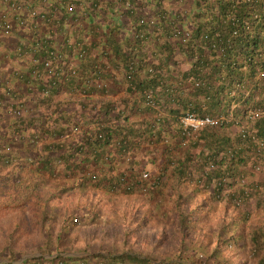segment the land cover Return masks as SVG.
Masks as SVG:
<instances>
[{
	"label": "trees",
	"instance_id": "trees-1",
	"mask_svg": "<svg viewBox=\"0 0 264 264\" xmlns=\"http://www.w3.org/2000/svg\"><path fill=\"white\" fill-rule=\"evenodd\" d=\"M10 2L48 18L51 33L30 38L24 83L34 106H53L8 124L19 103H4L0 264H264V0H0L11 15L0 37L31 19ZM50 42L58 54L46 68ZM114 70L140 119L122 100L93 96ZM64 86L80 108L58 111L53 95ZM9 87L3 80L0 102ZM185 113L215 122L187 137ZM156 152L171 191L156 190L164 178L141 177L153 159L143 154ZM99 223L95 242L82 226Z\"/></svg>",
	"mask_w": 264,
	"mask_h": 264
},
{
	"label": "crops",
	"instance_id": "crops-1",
	"mask_svg": "<svg viewBox=\"0 0 264 264\" xmlns=\"http://www.w3.org/2000/svg\"><path fill=\"white\" fill-rule=\"evenodd\" d=\"M3 9H4V6L0 3V13H1V10ZM7 14L9 15V19H10V16H11L10 12H7ZM27 19L29 18L27 17ZM124 19L125 17H119L117 21L118 24L121 23ZM26 23H27V25L25 26L26 28L23 29V27L20 28V27H17V25H14L11 29V33L9 36L0 37V76L3 78L4 81H6L9 84L10 86L9 88L11 92V94L9 95L10 99L7 102H4V101L0 102V115L4 113V106L6 105V103L8 104L10 100H14V99L17 100L16 101L17 104L19 103L21 107H24L25 109L29 108L30 112L32 110L34 112L37 110V113H38V111L41 110L43 111V113H45L46 111H48L49 106L50 107L53 106L51 103L49 105L43 104L42 106L41 104L37 103L38 105L34 106L33 105L34 104L33 102H35V100L33 99L34 91H31V88H30L33 85H31L29 81L24 83V79L27 78V73L28 74L31 73V70H32L31 68L34 62L32 60L34 51H31L29 49L30 45L32 44L30 43L31 42L30 38L32 36L33 37L40 36V38L45 37L50 32L49 30L46 29V26H44L41 21L37 22L39 23L37 24L34 22L32 23V20L29 19V20H26ZM56 37L58 38V36ZM49 44L50 45L54 44V42H50ZM70 61H71V68H72L73 65L76 63V60L72 59ZM186 66L187 65L185 63L181 64L182 69L186 68ZM19 74H21V77H19ZM30 76L33 79L35 77V75H31V74ZM36 76H39V74H36ZM39 78L40 77H37L34 79L36 85L39 81ZM104 80L108 86V90L104 92L103 94L93 93V96H100V97L103 96V97L114 98L118 100V101L116 100L118 103H120V100H122V102L124 103L123 105L125 107L124 112H129L130 118L134 120H138L144 116L142 113H138V111H136L138 109L136 105L139 103L137 102L138 100H137L136 94L133 92L130 93V95L125 93L124 83H123L120 72L114 70L112 71L111 74H109L108 76H105ZM1 91L2 90L0 89V93ZM69 91L70 90L68 89V87L64 86V88L60 89L58 93L53 95L54 102L63 100V104L58 109V111H62L63 109H65V111H70V110L72 111V109L80 108V102L77 103V102L69 101V99H71L68 96ZM31 97H32V100H28V98H31ZM72 98H76V96L74 95ZM56 103L58 102H55V104ZM163 113L166 116H169L168 112L164 111ZM14 120H15V116H13V114L11 113L6 122L9 124L10 122H13ZM4 123L5 121H2L0 118V126L2 124V126L4 127ZM47 123L50 127L51 126L54 127V125L55 126L60 125V121L58 119H54L53 123L51 121H48ZM91 125H92V121L88 120L87 122L83 123L81 127L84 128V127H89ZM14 131L16 132V130ZM22 134H24V136H27V133L25 132ZM59 138H61L60 135L59 136L54 135L48 138L46 141H58ZM40 142H41L40 140L36 142L35 149H38ZM180 155H181L180 151L179 152L176 151L175 156L179 158ZM144 156L150 157L153 159L151 161L152 163L146 162V164L141 165L143 166V170H147L148 173L154 177L157 175L161 179L164 178L158 184L156 190L158 189V190H164V191L165 190L171 191L172 179L170 177L171 176V174L169 173L170 171L163 173L161 170L162 166L165 167L166 170H168L166 163H162L163 161L161 162V158L163 157L162 154H157L156 152L155 156H153V154H146V155L143 154V157ZM104 158L106 157L104 156ZM115 171H118V170H115ZM129 199L131 200L134 199L135 202H137L138 196L130 195ZM156 200L154 201V203H157ZM167 213L168 212H166L165 217L169 218L168 215H172V214H167Z\"/></svg>",
	"mask_w": 264,
	"mask_h": 264
},
{
	"label": "built area",
	"instance_id": "built-area-1",
	"mask_svg": "<svg viewBox=\"0 0 264 264\" xmlns=\"http://www.w3.org/2000/svg\"><path fill=\"white\" fill-rule=\"evenodd\" d=\"M70 7L71 6H69V9L71 10ZM8 8L13 13H22V12H24V10H26L25 12H27V14L29 16H31V20L34 23H37L39 21L42 22L43 20L48 19L47 17L44 16V14H42L40 12L39 9L28 8L26 5L23 6V4H21L20 2H10ZM24 22H25V20L20 18L18 20V25L22 27ZM37 24H39V23H37ZM8 29H9V24L7 23V14L5 13V11H1V13H0V34H3V35L8 34ZM50 47L52 49H50L51 51L50 50L48 51L49 56H46L43 58V65L46 68L51 65V61H53V59H55V55L58 54L57 46L55 44H51ZM55 50H57V53L53 52ZM19 77H21V74H19ZM2 82H3V78L0 76V85ZM7 90H9V89H7ZM41 92L43 94H46L47 90L42 89ZM146 103L150 104L152 102L150 99H148L146 101ZM10 112L13 115L19 116V115L24 114L25 108L21 107L20 105H17V106H14L12 109H10ZM213 122H215V119L208 116V115L197 116L193 113H185L184 115H182L180 117V125L182 128V132L187 137L190 136L193 131H195L196 129H198L202 125L211 124ZM182 143H184V142L182 141ZM141 176L146 177L147 172H145V171L142 172Z\"/></svg>",
	"mask_w": 264,
	"mask_h": 264
},
{
	"label": "rangeland",
	"instance_id": "rangeland-1",
	"mask_svg": "<svg viewBox=\"0 0 264 264\" xmlns=\"http://www.w3.org/2000/svg\"><path fill=\"white\" fill-rule=\"evenodd\" d=\"M122 199H115L114 201L117 203V207L116 208H119V206L121 205V203H122V201H121ZM124 200V199H123ZM67 203H68V201H67ZM125 222L123 223V227H125ZM83 228H85L87 231V233H91V234H93L94 235V241L95 242H99V241H97L99 238H101V235L100 234H102V229H101V226H100V223L99 224H96V225H84V226H82ZM89 228V229H88ZM110 229H111V232L112 233H116V234H120V231L118 230V227H116V226H114V225H112L111 227H110ZM114 235L115 237H116V239H120L121 240V235L118 237L117 235ZM110 236L111 237H114V236H112V235H109V239H110ZM102 239L104 240V238H103V235H102ZM106 239V238H105ZM104 241H106V240H104ZM125 241H128L127 239H125Z\"/></svg>",
	"mask_w": 264,
	"mask_h": 264
},
{
	"label": "clouds",
	"instance_id": "clouds-1",
	"mask_svg": "<svg viewBox=\"0 0 264 264\" xmlns=\"http://www.w3.org/2000/svg\"><path fill=\"white\" fill-rule=\"evenodd\" d=\"M142 172H144V171H142ZM142 172H141V173H142ZM145 172H147V176H148V174H149L148 171L145 170ZM147 176H146V177H147ZM141 177H142V176H141ZM146 177H142V178L145 179Z\"/></svg>",
	"mask_w": 264,
	"mask_h": 264
}]
</instances>
